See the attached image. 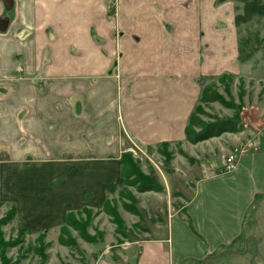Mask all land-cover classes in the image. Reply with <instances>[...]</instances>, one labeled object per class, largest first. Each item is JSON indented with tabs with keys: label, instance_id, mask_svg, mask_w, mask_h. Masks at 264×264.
Segmentation results:
<instances>
[{
	"label": "crops",
	"instance_id": "1",
	"mask_svg": "<svg viewBox=\"0 0 264 264\" xmlns=\"http://www.w3.org/2000/svg\"><path fill=\"white\" fill-rule=\"evenodd\" d=\"M235 2L0 0V163L184 146L202 88L242 76ZM232 147L229 172L220 156L141 192L142 234L105 264H264V121Z\"/></svg>",
	"mask_w": 264,
	"mask_h": 264
},
{
	"label": "rangeland",
	"instance_id": "2",
	"mask_svg": "<svg viewBox=\"0 0 264 264\" xmlns=\"http://www.w3.org/2000/svg\"><path fill=\"white\" fill-rule=\"evenodd\" d=\"M234 4L235 17L241 16L244 3ZM260 5L261 14L235 21L242 76L206 84H212L211 99L200 105L193 128L195 134L204 133V128L237 119L236 131L217 133L196 144L186 141L184 146L132 147L126 153L125 174L121 162L89 157L1 162L0 264L119 261L103 252L110 248L117 255V250L142 234L139 215L146 213L137 209L140 189L152 188L147 195L156 197L160 181L175 170L183 175L180 168L195 162L226 158L235 154L232 143L252 138L258 120L264 121L260 115L264 113V0ZM230 261L224 256L217 263Z\"/></svg>",
	"mask_w": 264,
	"mask_h": 264
},
{
	"label": "trees",
	"instance_id": "3",
	"mask_svg": "<svg viewBox=\"0 0 264 264\" xmlns=\"http://www.w3.org/2000/svg\"><path fill=\"white\" fill-rule=\"evenodd\" d=\"M244 3V8H243V14L241 16H236L235 17V21L238 23L239 21H245L246 19L251 18L254 15H258L262 13V8L260 5V0H241ZM240 48L238 46V55H239V60L240 59ZM230 76H221L219 79L221 78H227ZM212 86V84L210 85ZM210 86H204L201 90L200 93V98L198 101V105L195 107L194 111L190 114L189 119H188V123L185 129V140L188 143L191 144H196L200 141H203L209 137L215 136V134H220V133H224V132H234L237 129L236 126V120L233 119L234 121H227V122H222L219 124H215L209 128H204L205 131L204 133H199V134H195L193 132V128L195 126H197L198 124V119L197 116L198 114L201 112V104L206 103L207 101H209V99H211L209 97L210 94ZM162 147H167V144H163L161 145ZM129 156H127V154L123 157V161H122V166L124 167L123 171L125 174V168L127 167L126 163H127V159ZM153 190L152 188H143L140 189V192H146V191H150Z\"/></svg>",
	"mask_w": 264,
	"mask_h": 264
},
{
	"label": "built area",
	"instance_id": "4",
	"mask_svg": "<svg viewBox=\"0 0 264 264\" xmlns=\"http://www.w3.org/2000/svg\"><path fill=\"white\" fill-rule=\"evenodd\" d=\"M236 159V154H230L226 158H224L223 172L231 171L236 164Z\"/></svg>",
	"mask_w": 264,
	"mask_h": 264
},
{
	"label": "water",
	"instance_id": "5",
	"mask_svg": "<svg viewBox=\"0 0 264 264\" xmlns=\"http://www.w3.org/2000/svg\"><path fill=\"white\" fill-rule=\"evenodd\" d=\"M5 6L8 8V9H10V6H8V4L5 2ZM6 23H7V20H4V21H0V30L1 31H3L5 28V26H6ZM2 25H3V27H2ZM251 262L252 261H250V264H251ZM204 263V262H203Z\"/></svg>",
	"mask_w": 264,
	"mask_h": 264
}]
</instances>
